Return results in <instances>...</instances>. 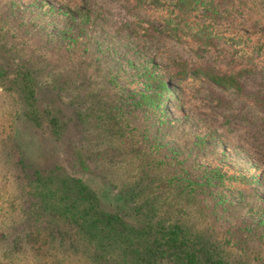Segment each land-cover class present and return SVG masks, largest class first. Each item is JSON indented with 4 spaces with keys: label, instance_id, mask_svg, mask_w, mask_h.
I'll return each mask as SVG.
<instances>
[{
    "label": "trees",
    "instance_id": "1",
    "mask_svg": "<svg viewBox=\"0 0 264 264\" xmlns=\"http://www.w3.org/2000/svg\"><path fill=\"white\" fill-rule=\"evenodd\" d=\"M55 1L0 0V264H264V0Z\"/></svg>",
    "mask_w": 264,
    "mask_h": 264
},
{
    "label": "rangeland",
    "instance_id": "2",
    "mask_svg": "<svg viewBox=\"0 0 264 264\" xmlns=\"http://www.w3.org/2000/svg\"><path fill=\"white\" fill-rule=\"evenodd\" d=\"M50 2H52L53 4L55 5H58L56 3L55 0H48ZM190 82V85L191 87L194 88V92L193 94L195 95L194 96V99L197 100V102L199 103V105L203 106V107H212L213 105L211 104V102L209 101V98H208V94L206 91H201L200 89L197 88V86H199L200 84H202V80H189ZM1 90V88H0ZM52 96V95H51ZM49 95V98H58L59 100V105H51L50 107L52 109H60V113L65 117V118H71L73 116V108L71 107H68L66 106L67 102V96L65 95H62V99L59 97V96H52L51 97ZM59 106V107H58ZM247 110V109H245ZM72 122V121H71ZM81 127V125L79 124V122L77 121L75 115H74V118H73V122L70 123L69 125V128H68V133H69V136H68V140L71 141V142H77L80 140V136H81V130L79 129ZM231 157L230 158H233L234 160H237L239 158H241V156L239 154H236L235 152H231L230 153ZM227 163H230L226 160ZM237 166V165H236ZM238 167V166H237ZM85 179H89V182L90 184L95 187L96 189L102 191L105 189V187H103V183L98 180V178L96 177H89L87 175L84 176ZM260 195H262L264 197V191H260ZM116 201H119L117 198H116Z\"/></svg>",
    "mask_w": 264,
    "mask_h": 264
}]
</instances>
